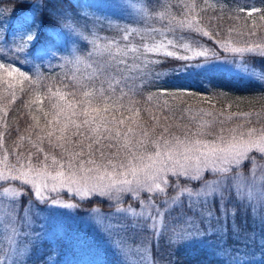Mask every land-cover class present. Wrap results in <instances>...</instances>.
<instances>
[{
	"label": "snow or ice",
	"instance_id": "6c2138e0",
	"mask_svg": "<svg viewBox=\"0 0 264 264\" xmlns=\"http://www.w3.org/2000/svg\"><path fill=\"white\" fill-rule=\"evenodd\" d=\"M62 3L31 0V17L0 36V222L10 229L9 264L21 238L34 245L45 235L34 231L37 221L44 229L84 201L113 209L93 207L87 218L98 228L110 221L121 264L144 258L129 230L201 246L241 210L264 229V106L225 113L184 107L186 96L200 95L191 88L147 91L164 64L177 79L231 74L264 85V9L230 8L225 19L221 0H95L91 12L80 0ZM101 20L111 35L99 34ZM52 61L63 76L43 74ZM18 103L23 127L19 117L10 122ZM249 240L255 234L226 253L228 264H250Z\"/></svg>",
	"mask_w": 264,
	"mask_h": 264
},
{
	"label": "trees",
	"instance_id": "16d2710c",
	"mask_svg": "<svg viewBox=\"0 0 264 264\" xmlns=\"http://www.w3.org/2000/svg\"><path fill=\"white\" fill-rule=\"evenodd\" d=\"M92 0H80L78 7L83 6L88 9V11H93L95 5H91ZM243 0H221V3L217 6L218 8H224V16L227 19L228 9L239 8V4ZM253 3L259 9H264V0H252ZM31 0H3L0 3V36L5 32L10 34V30L19 23H24L28 19L29 9L24 7L30 3ZM144 2V0H143ZM176 2V0H173ZM70 3H75V0H63L61 7H67ZM245 15V13H241ZM255 18L258 20L259 15L254 14ZM116 20L114 24H122L123 21ZM50 25L55 26V21L49 20ZM243 23V21H241ZM251 25L252 21H248ZM106 30L99 32L104 36L111 35L115 31L114 28L109 29L108 25H102ZM99 28V27H98ZM46 33H51V28L45 29ZM43 38V37H42ZM87 44V42L85 43ZM52 68L45 66L42 72L46 76H63L66 69L59 66L58 61H52ZM158 68L162 67H173L172 65L164 64L157 65ZM164 86V85H163ZM193 91L199 93L197 97L186 96L184 107L193 108H204L210 110L213 106L217 111L227 112H246L249 110L260 111L262 106H264V85H259L255 81H250L248 79H242L238 76L231 74L219 75L217 74L215 78L208 82L203 89H197L190 87ZM160 89H166L168 91H173L174 87L171 84H167L164 87L152 86L147 89V91H158ZM207 96V99L205 98ZM228 105H231L229 108ZM22 104L18 103L16 105L17 111L11 113L13 122L17 117L21 120V127H23V116L20 112ZM26 111V109H25ZM10 143V141H9ZM72 198V197H71ZM75 200H77L75 198ZM81 207L91 208L99 207L102 210H107L108 204L100 203L98 200H93L91 204L86 201L79 204ZM231 218V217H230ZM229 218V221H230ZM249 215H246L243 210L238 212L234 217V220L239 223L242 227L248 223ZM228 221V222H229ZM82 235L77 238L75 242H72V247L68 245L67 238L64 235H59L56 239L60 249L58 253L63 252L65 248H69L68 257L65 259L62 255H55V264H121V259L118 253L113 249L112 241L103 235L100 230H97L95 226L91 228L87 226L85 228L80 227ZM153 256L158 257L160 264H222V257L219 255H213L215 251L209 249L206 246H193V247H177V245L170 243L167 246L165 237L162 238L160 243L157 245V252L155 247H153ZM224 260V259H223ZM30 264H49L48 261L40 257V262L38 260L32 261Z\"/></svg>",
	"mask_w": 264,
	"mask_h": 264
},
{
	"label": "rangeland",
	"instance_id": "374dc122",
	"mask_svg": "<svg viewBox=\"0 0 264 264\" xmlns=\"http://www.w3.org/2000/svg\"><path fill=\"white\" fill-rule=\"evenodd\" d=\"M140 3H143V0H139ZM91 5H95V0H92ZM239 6L244 8H252L257 6L253 3L252 0H243L239 4ZM32 12L29 11L28 18H30ZM112 23H116L115 17H111ZM81 24L88 23L89 27H91L90 21H80ZM23 23L17 24L16 27L10 30V34L22 26ZM101 25H108L107 20H101L97 24V28ZM102 35L101 33H99ZM3 35V34H2ZM1 35V36H2ZM87 41L85 40L83 43L85 44ZM6 55L3 52H0V56ZM0 62H4L0 60ZM59 63V62H58ZM172 67H162L158 68L155 66L153 69V73L159 74V81L154 84L159 88L164 87L167 84H171L174 87V90L178 86L183 87H194L197 89H203L206 85H208V81L206 80H199L196 78H175L174 74L171 72ZM164 85V86H163ZM247 171V168L245 169ZM3 183V182H0ZM5 186H15V184H6ZM62 196L66 202H76L75 199L71 198L67 193H62ZM27 197H24L18 205V211L21 216L24 214ZM79 199V198H76ZM7 202V197H0V205H3ZM91 208H85L78 205L76 209H64L62 211L69 213L68 215H60L57 214L55 216H50L47 220V227L44 229L40 228V222L37 221L35 225L34 231L40 232L43 231L45 235L41 236L39 240L35 242L34 245H27L26 241L23 238L20 239L17 247L18 252L16 257L14 258L17 264H30L34 260H38L40 262V257L43 256V259L49 262L53 258L50 256V253L53 252L54 248L60 249V246L57 242L58 236L64 235L67 238V243L69 246L72 247V242H75L78 237L82 235V232L79 231L80 227H87L90 226L93 228H97L100 232L103 233L108 239V229L111 226L110 221H105L104 224L100 225L99 228L88 221L87 214L91 211ZM98 210L99 213L108 214L113 209L107 208V210H102L99 207L94 206ZM45 215H47L45 213ZM244 227L241 228L238 222L234 220V218H230L228 222L227 231H224L223 225L220 226V232L216 235H212L206 241V244L203 246L212 249V251H217L219 248L222 247L223 251L220 252L219 256L222 257V264H228V260L230 257L226 255V253L233 251L234 249L243 247L241 241H244L245 237H250L255 234V240H249L247 243L246 251L250 257V264H264V250L260 247V240L264 239V229L258 224L254 223L252 217L248 218V223L246 224V219ZM213 227H216L214 224ZM10 235V229L5 231V225L3 222H0V262L2 264H9V256L7 249L9 247L8 236ZM123 235V234H121ZM135 237V244H142L145 246L144 248V258L140 261V264H160V260L158 257L153 256V247L159 252L160 250L157 249V245L160 243L162 238L165 237V241L167 246H170V240L167 234L164 236H159L154 233H146V232H139V231H132L129 230V234L127 239H131ZM111 240L116 241L119 243V238L116 236H112ZM135 246V245H133ZM23 253V254H21ZM69 253V248H65L63 252L60 251V255L63 258H67ZM224 259V260H223Z\"/></svg>",
	"mask_w": 264,
	"mask_h": 264
}]
</instances>
